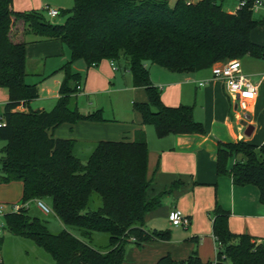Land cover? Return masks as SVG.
Masks as SVG:
<instances>
[{
    "label": "trees",
    "instance_id": "obj_1",
    "mask_svg": "<svg viewBox=\"0 0 264 264\" xmlns=\"http://www.w3.org/2000/svg\"><path fill=\"white\" fill-rule=\"evenodd\" d=\"M243 1L240 9L228 14L215 0H175L171 6L166 0H73L70 9L58 12L65 20L57 25L47 22L42 12H15L12 0H0V88L8 93L0 117V141L5 142L0 184L19 182L20 204L43 201L51 215L63 226L78 229L80 237L65 230L49 233L45 222L24 208L5 214L4 229L33 241L54 264H122L127 245L139 249L147 242L165 241L167 231L147 232L143 221L160 206L163 195L176 189L177 182L148 196L143 133H136L131 141L95 143L84 164L72 154L73 141L51 137L50 132L62 124L104 122L101 110L78 112L75 97L80 76L71 72L70 65L80 61L89 68L107 61L123 67L132 86L142 89L146 97L131 108L156 138L202 136L203 127L193 120L191 106L162 104L146 64L189 74L245 56L264 59V47L249 39L264 19L253 18L252 0ZM35 41H58L69 57L60 69L63 78L52 109L18 112L20 103L37 97L36 86L24 82V47ZM214 164L217 177L229 178L236 187L256 188L258 202L264 206V146L243 140L217 143ZM92 193L99 197L100 207L83 212ZM210 218L217 247L212 262L202 263L191 251L185 260L162 256L153 264H264V239L255 242L230 233L228 212L217 204ZM91 233L108 235L106 249L97 251L82 240Z\"/></svg>",
    "mask_w": 264,
    "mask_h": 264
},
{
    "label": "crops",
    "instance_id": "obj_2",
    "mask_svg": "<svg viewBox=\"0 0 264 264\" xmlns=\"http://www.w3.org/2000/svg\"><path fill=\"white\" fill-rule=\"evenodd\" d=\"M61 1L12 0L11 6L15 12L43 13V9L48 6L58 12L67 10L61 5ZM222 4L223 0H219V5L225 13L235 12L237 4L231 10L223 9ZM255 19H264V12L261 18ZM251 34L250 41L264 47L252 39ZM68 57L67 50L58 41H35L25 45L24 82L36 86L37 97L20 103L16 111L52 109L58 99V88L63 78L60 69L68 61ZM237 61L242 74L257 85L254 100L247 103L243 112L235 111L221 83L211 79L209 69L196 73L176 74L151 65L164 71L165 74H160L161 83L153 80L150 68L148 70L150 84L159 90L162 104L168 107L191 106L193 120L203 127L202 136L168 135L156 138L150 126L140 123L138 114L132 108L129 120L120 124L77 122L73 125L62 124L50 132L54 139L73 141L72 154L79 161L83 156L87 158L94 144L99 141H131L136 133L141 132L147 148L146 178L150 181L148 196L160 193L177 182L176 189L163 195L160 206L145 215L143 229L147 232L167 231L169 237V231L159 229L157 224L161 221L168 226L167 214L170 210L176 209L189 220L188 227L183 230L186 232L183 242L151 241L139 249L130 246L125 251V262L122 264H153L162 256L181 261L185 260L191 251H195L202 263L212 262L217 248L211 235L210 213L214 204L228 212L227 228L230 233L251 237L255 242L264 239V206L258 202L256 188L236 187L231 184L229 178L215 175L217 143L243 140L248 144L264 146V80L260 79L264 71V60L245 56ZM258 61L262 66L254 71V63ZM113 68L107 61L89 68H85L80 61L70 65L71 72L80 76L77 94L87 103V109L80 111L76 103V94L75 103L80 114L86 115L93 110H102L98 97L103 94L124 93L125 102L130 106L135 102L146 101L143 90L132 86L128 72L123 67L116 68L113 65ZM198 83L204 84L198 86ZM7 100V90L0 88V117ZM81 144L85 147H80ZM76 146L78 147L75 151ZM14 190L16 196L15 194L11 196L10 193ZM20 197L19 182L0 186V204H18L14 201Z\"/></svg>",
    "mask_w": 264,
    "mask_h": 264
},
{
    "label": "rangeland",
    "instance_id": "obj_3",
    "mask_svg": "<svg viewBox=\"0 0 264 264\" xmlns=\"http://www.w3.org/2000/svg\"><path fill=\"white\" fill-rule=\"evenodd\" d=\"M166 1L168 5L171 6L175 0H166ZM237 1L238 0H223L222 8L231 10L235 6V4H237ZM262 1L264 2V0ZM61 3H62L61 5H63V7H65V9L68 10L72 7L73 0H62ZM216 3L219 4V0H216ZM263 12H264L263 8H260L257 13H254L253 15L254 19L258 17L261 18ZM45 20L50 24L58 25L64 22L65 17L62 15H59L58 17L55 18L45 17ZM251 33H252L251 34L252 39L264 45V23L256 27L254 30H252ZM261 64L262 63L259 61L255 62L254 71L258 70L262 66ZM146 67L147 70H149L150 68V74H152V79L158 83H161L159 78H160V74H165L163 73L164 71L155 67H151V65L149 64H146ZM153 70L158 71L160 73L157 72L154 73ZM124 97H125L124 93H112L110 95L103 94L98 97L101 103L100 105L101 107H103L100 109H102L101 117L104 120V122H112V123L116 122L117 124H120L123 121L129 120V117L132 115V110H131V106L125 102ZM76 103L80 111H85L87 109L86 100L78 94H77ZM238 111L240 110H237V112ZM4 146H5V142L0 141V156H1V150L3 149ZM79 146L85 147V145L83 144ZM77 147L78 146L75 147V151L77 150ZM84 157L85 156H83V158H80L81 159L80 162L82 164H84L87 159ZM1 185L2 184H0V186ZM13 194H15L16 196V190H14L13 193L12 192L10 193L11 196ZM19 202L20 199L14 201V203H19ZM44 202L48 205L47 201ZM99 207H100V199L96 194L92 193L89 196L88 202L86 204V208L84 209L83 212H92ZM28 213L29 215L37 217L39 220L44 221L47 231L51 234H57L61 230H65L77 238L80 237L78 229L69 226H63L51 214L44 216L40 212H38L33 206H29ZM157 226L161 230L167 229L169 231V237L166 239L168 243L183 242L182 240L185 239L186 232L183 231L184 230L183 228H173L170 227L169 225L166 226V224L161 221L158 222ZM82 240L85 243H87L91 248L97 251H103L104 249H106L108 244L107 243L108 235L105 233H91V236L88 239H82ZM130 246L131 245H127L126 250ZM0 262L2 264H54L51 257L42 249L37 247L33 243V241L24 239L22 237L14 236L10 234L6 229H3L1 234Z\"/></svg>",
    "mask_w": 264,
    "mask_h": 264
},
{
    "label": "built area",
    "instance_id": "obj_4",
    "mask_svg": "<svg viewBox=\"0 0 264 264\" xmlns=\"http://www.w3.org/2000/svg\"><path fill=\"white\" fill-rule=\"evenodd\" d=\"M244 1H238L235 6V11L240 9ZM260 8L264 10V2L262 0H252L250 10L252 14L257 13ZM43 14L48 18H55L58 16V11L53 8L46 7L43 9ZM264 60V59H263ZM113 68V64H110ZM210 76L213 80H218L223 88L227 98L233 103L235 110L245 111L248 102L254 100L257 85L253 84L244 74H242L237 60H227L224 62L214 63L210 68ZM261 80H264V71L261 75ZM204 83H198L202 86ZM79 86H77V91ZM33 206L42 215H49L51 211L41 200H32L24 204L5 205L0 204V238L4 229V216L7 213H16L19 209H29ZM167 222L171 227L183 228L184 230L189 225V220L182 215L178 210L172 209L167 214ZM217 249V248H216Z\"/></svg>",
    "mask_w": 264,
    "mask_h": 264
},
{
    "label": "water",
    "instance_id": "obj_5",
    "mask_svg": "<svg viewBox=\"0 0 264 264\" xmlns=\"http://www.w3.org/2000/svg\"><path fill=\"white\" fill-rule=\"evenodd\" d=\"M248 135V134H247Z\"/></svg>",
    "mask_w": 264,
    "mask_h": 264
}]
</instances>
